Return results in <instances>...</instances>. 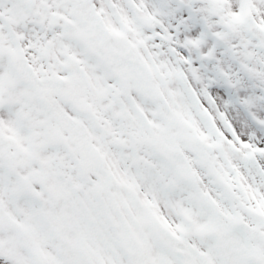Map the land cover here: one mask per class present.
I'll use <instances>...</instances> for the list:
<instances>
[{
	"label": "snow or ice",
	"instance_id": "1",
	"mask_svg": "<svg viewBox=\"0 0 264 264\" xmlns=\"http://www.w3.org/2000/svg\"><path fill=\"white\" fill-rule=\"evenodd\" d=\"M0 264H264V0H0Z\"/></svg>",
	"mask_w": 264,
	"mask_h": 264
}]
</instances>
